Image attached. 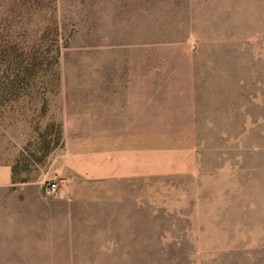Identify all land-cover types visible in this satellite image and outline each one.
Returning <instances> with one entry per match:
<instances>
[{
  "label": "rangeland",
  "instance_id": "1",
  "mask_svg": "<svg viewBox=\"0 0 264 264\" xmlns=\"http://www.w3.org/2000/svg\"><path fill=\"white\" fill-rule=\"evenodd\" d=\"M42 17L62 145L0 118V264H264V0H0V37Z\"/></svg>",
  "mask_w": 264,
  "mask_h": 264
},
{
  "label": "trees",
  "instance_id": "2",
  "mask_svg": "<svg viewBox=\"0 0 264 264\" xmlns=\"http://www.w3.org/2000/svg\"><path fill=\"white\" fill-rule=\"evenodd\" d=\"M24 29L27 31L20 38L10 32L0 37V118L7 108H13L21 100L39 99L38 120L46 119L44 125L39 121L34 125L32 160L41 163L62 145V125L47 118V96L58 79L56 67L61 44L56 19L42 17L34 29H27L26 25ZM18 161L11 165L12 184L27 181V177L18 176Z\"/></svg>",
  "mask_w": 264,
  "mask_h": 264
},
{
  "label": "crops",
  "instance_id": "3",
  "mask_svg": "<svg viewBox=\"0 0 264 264\" xmlns=\"http://www.w3.org/2000/svg\"><path fill=\"white\" fill-rule=\"evenodd\" d=\"M70 106L71 107H76V108H83V107H86V106H91L90 103H83L82 101H75V102H72L70 103ZM107 105H102L101 104V107H105ZM64 131H68L69 129L68 128H64L63 129ZM78 130V129H77ZM11 184V166L10 165H7V166H2L0 168V187H3V186H7Z\"/></svg>",
  "mask_w": 264,
  "mask_h": 264
},
{
  "label": "built area",
  "instance_id": "4",
  "mask_svg": "<svg viewBox=\"0 0 264 264\" xmlns=\"http://www.w3.org/2000/svg\"><path fill=\"white\" fill-rule=\"evenodd\" d=\"M46 192L48 194H54L59 189V183L57 181H48L45 185Z\"/></svg>",
  "mask_w": 264,
  "mask_h": 264
}]
</instances>
